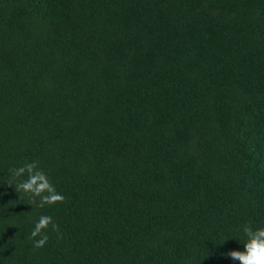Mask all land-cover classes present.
<instances>
[{
	"label": "trees",
	"instance_id": "1",
	"mask_svg": "<svg viewBox=\"0 0 264 264\" xmlns=\"http://www.w3.org/2000/svg\"><path fill=\"white\" fill-rule=\"evenodd\" d=\"M0 264H264V0H0Z\"/></svg>",
	"mask_w": 264,
	"mask_h": 264
}]
</instances>
